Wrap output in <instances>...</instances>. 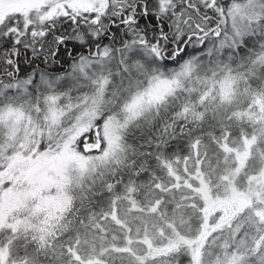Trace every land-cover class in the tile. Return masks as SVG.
<instances>
[{
    "label": "snow or ice",
    "instance_id": "snow-or-ice-1",
    "mask_svg": "<svg viewBox=\"0 0 264 264\" xmlns=\"http://www.w3.org/2000/svg\"><path fill=\"white\" fill-rule=\"evenodd\" d=\"M0 264H264V0H0Z\"/></svg>",
    "mask_w": 264,
    "mask_h": 264
}]
</instances>
